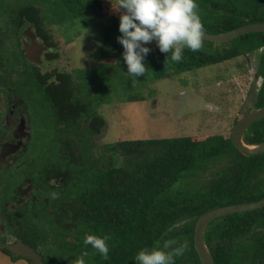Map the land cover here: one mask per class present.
Returning a JSON list of instances; mask_svg holds the SVG:
<instances>
[{"label": "trees", "instance_id": "trees-1", "mask_svg": "<svg viewBox=\"0 0 264 264\" xmlns=\"http://www.w3.org/2000/svg\"><path fill=\"white\" fill-rule=\"evenodd\" d=\"M34 1L24 2L16 10L13 7L9 9L14 11V17L20 24L23 23V27L31 25L42 38L43 44L50 48L52 41L45 28L48 19ZM53 2L61 19L91 23V19L96 17L109 18L110 23L106 29L115 36V47L123 48L117 39L121 35V15H107L104 12V0ZM197 3L199 16L207 32H228L246 23L264 22V0H197ZM4 6L0 3V8ZM205 6H211L216 15L209 17L208 13H201L200 8ZM231 43L232 46L212 51H209L212 49L210 47H206L209 50L200 48L196 51L185 47L179 62L171 60V54L161 52L159 47L150 48L143 62L151 67L153 75L147 70L144 73L146 75L143 74L141 78L140 74L135 80L145 84L144 80L149 76L158 79L235 57L264 45V32L247 33ZM47 54L49 57L53 55ZM35 71L31 80L51 103L58 137L70 134L77 142L70 143L73 147L69 162L70 194L68 187L61 189L63 197H59L50 217L55 220L56 232L61 233L56 234L61 240L59 247L71 248L77 258L82 249L91 246L83 242L88 233L110 237L107 241L108 259L102 258L92 247L91 264H137L134 257L138 251L144 248H163L165 240L173 241L169 249L187 242L186 251L175 257L174 264H202L194 246V229L198 218L215 207L264 197V153L251 156L242 154L234 146L231 136L224 138L214 135L204 140H195L191 136L123 139L105 144L103 152L94 156L93 148L96 145L92 136L107 126L105 118L96 110L97 104L110 101L103 94L106 89L95 87L89 76L84 78L81 75V70H77V74L66 71L42 73L36 67ZM258 72L264 77V55L260 59ZM124 75L120 76L121 84L134 86L129 80V74L126 77ZM113 81L117 79L113 78ZM128 96V101L145 99L139 92ZM256 105H264V83L257 94ZM88 120L91 122L87 127ZM61 121H66V125H62ZM244 140L249 144L264 140V118L247 129ZM75 144L80 150L77 156L73 152ZM119 152L127 158L125 164L116 165L117 157L114 154ZM223 154L231 155L230 162L212 180L194 188L187 186L173 190L174 185L183 178L198 173L200 167L206 166V161L220 158ZM182 221L185 222L176 227ZM257 225L264 226V207L236 212L211 221L205 230L204 239L215 264H232L238 252L236 249L239 250L241 240L247 236L253 238L248 244L253 248L254 262L262 264L264 232L252 233ZM63 227L76 230L73 236L75 240L66 238ZM176 237L178 239L174 241ZM33 247L36 248L35 244ZM48 252L50 254L46 258L52 256L51 251ZM54 258L53 255L51 261Z\"/></svg>", "mask_w": 264, "mask_h": 264}, {"label": "rangeland", "instance_id": "rangeland-1", "mask_svg": "<svg viewBox=\"0 0 264 264\" xmlns=\"http://www.w3.org/2000/svg\"><path fill=\"white\" fill-rule=\"evenodd\" d=\"M30 1L34 0H0V3L5 5L0 9V19H5L0 23V32L2 31L5 35L7 32L11 34L14 28V23H9L7 20L13 17L11 14H14V11L9 8L13 7L16 10L20 4ZM34 2L48 19L45 21V28L52 41L51 47L49 49L46 47L47 50L43 52V60L39 64L41 72L66 71L77 74L76 71L81 70V75L84 78L89 76L95 87L101 90L103 87L106 89L103 94L109 97L110 101L97 104L96 110L105 118L107 126L92 136L96 145L93 148L94 156H99L100 152H103L105 144L123 139L191 136L195 140H204L214 135L228 138L231 136L235 122L244 114L255 110L257 106V94L262 81L258 71L260 59L264 55V46L244 51L220 62L205 64L158 79L149 76L144 80L145 84L137 83L129 75V80L134 83V87L126 83L121 84L119 81L121 75L128 76L127 70H124L127 69V64L123 57L124 49L115 47L116 38L106 29L110 23L109 18L96 17L91 19V23L70 18L61 19L53 0H35ZM103 4L104 12L109 16L121 15L124 11L122 8L119 9V0H104ZM205 8L206 6L200 8L201 13L204 11L209 14V17L216 15L215 11L211 10V6ZM14 35L16 36L15 31ZM15 36L13 39L7 38V42L12 44L8 45L6 42L8 49L14 47ZM238 38L232 39L231 42H235ZM37 39L43 43L40 36ZM231 42L210 43L203 40L201 48L205 50H209L206 47L212 48L209 51L221 50L230 46ZM146 43L149 48H158L155 40ZM47 53L53 55L49 57ZM146 69L152 76L151 67L146 65ZM144 75L141 74V78ZM113 78L117 81H113ZM125 87L128 89L124 90ZM29 89H31L30 100L33 101L37 114V116L34 115L36 124L41 127V141L37 144V148L40 154L38 166L43 167L48 157L57 159L61 156L51 140L55 136V123L49 103L43 96L42 90L36 85ZM136 92L145 99L128 101V94ZM90 120L87 121V127L90 125ZM69 141L71 144L77 143L74 137H70ZM71 148L73 150V147ZM74 148L75 156L80 155L79 146L76 145ZM114 155L117 157L116 165L127 162V158L120 152ZM230 158L231 155L223 154L220 158L206 161V166L200 167L198 173H191L183 178L174 185L173 190L184 189L187 186L194 188L212 180L218 171L229 164ZM50 220L54 225V218ZM185 221L180 222L176 227ZM47 225L49 226V223ZM62 231L67 232L66 238L75 240L73 236L76 230L63 227ZM260 232H264V226L257 225L252 233ZM54 238H49L48 244H51ZM177 239L178 237L174 238V241ZM252 239V236H247L241 240V247L239 250L236 249L238 252L235 260L232 259V264H256L253 259V248L248 244ZM57 240L54 241L56 245ZM41 247L43 248V245ZM85 252L87 255H84ZM92 253L93 248L89 246L87 249H82L79 258L83 257L85 264H91ZM51 254L55 257L51 264H76L79 259L75 253L73 254L71 248L66 246L52 250ZM0 264H31V262L24 257L13 261L8 253L0 250Z\"/></svg>", "mask_w": 264, "mask_h": 264}, {"label": "flooded vegetation", "instance_id": "flooded-vegetation-1", "mask_svg": "<svg viewBox=\"0 0 264 264\" xmlns=\"http://www.w3.org/2000/svg\"><path fill=\"white\" fill-rule=\"evenodd\" d=\"M7 20L14 23V28L11 34L7 32V36L0 32V250L8 253L15 261L23 256L11 252L2 244H15L21 240L39 253L44 264H51L52 256H46L50 254L49 250L52 253L61 245L60 238L56 237V234L61 233L56 232L50 217L59 197H63L61 189L68 187L70 194L71 165L67 162L71 155L70 134L58 137L55 112L48 101L55 123V136L51 140L61 158L48 157L45 166H38L40 154L37 144L41 141V127L36 124L37 114L30 100L29 88L35 85L31 79L36 73V67L40 69L43 53L40 63L30 60L26 55L24 39L31 31L38 38L36 30L29 24L23 27V23L20 24L14 15ZM4 21L0 19V23ZM14 36L16 43L8 49L7 38L13 39ZM260 77L261 89L264 77L262 74ZM66 123L61 121L64 126ZM52 192L57 193L55 199L50 196ZM63 233L67 237V232ZM54 235V240L48 244ZM56 240L57 245L54 244Z\"/></svg>", "mask_w": 264, "mask_h": 264}, {"label": "clouds", "instance_id": "clouds-1", "mask_svg": "<svg viewBox=\"0 0 264 264\" xmlns=\"http://www.w3.org/2000/svg\"><path fill=\"white\" fill-rule=\"evenodd\" d=\"M120 16L118 41L122 44L127 73L134 79L147 69L143 62L150 51L146 42L155 40L160 51L171 54L179 62L185 47L196 51L203 46L204 25L198 13L197 0H119ZM166 57V61L168 59ZM52 199L56 192L50 194ZM108 235L86 233L84 244H90L108 259ZM173 241L165 240L163 248L141 249L135 255L137 264H174L175 257L183 255L188 245L184 241L169 249ZM165 249H168L167 251ZM84 255H87L85 252ZM76 264H85L83 257Z\"/></svg>", "mask_w": 264, "mask_h": 264}, {"label": "water", "instance_id": "water-1", "mask_svg": "<svg viewBox=\"0 0 264 264\" xmlns=\"http://www.w3.org/2000/svg\"><path fill=\"white\" fill-rule=\"evenodd\" d=\"M251 32H264V22H250L243 24L231 31L222 33H211L204 30V40L213 42H226L241 35ZM27 57L37 63L41 62V55L46 46L39 42L34 32H30L24 39ZM264 118V105L252 110L240 117L231 130V139L234 146L244 155L251 156L264 153V140L257 144H249L244 140L245 131L256 121ZM264 207V197L255 201H245L226 204L215 207L203 213L195 223L194 246L202 264H215L204 239L205 230L208 224L219 218L236 212H246ZM11 252L30 259L31 264H44L39 253L21 240L15 244H2Z\"/></svg>", "mask_w": 264, "mask_h": 264}]
</instances>
